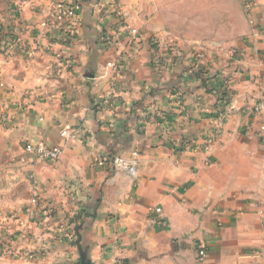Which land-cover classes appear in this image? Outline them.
<instances>
[{
    "label": "crops",
    "instance_id": "1",
    "mask_svg": "<svg viewBox=\"0 0 264 264\" xmlns=\"http://www.w3.org/2000/svg\"><path fill=\"white\" fill-rule=\"evenodd\" d=\"M238 4L230 50L198 60L130 42L118 0H79L70 45L50 0H0V264H197L199 243L264 264V0ZM32 182L52 214L11 236Z\"/></svg>",
    "mask_w": 264,
    "mask_h": 264
},
{
    "label": "rangeland",
    "instance_id": "2",
    "mask_svg": "<svg viewBox=\"0 0 264 264\" xmlns=\"http://www.w3.org/2000/svg\"><path fill=\"white\" fill-rule=\"evenodd\" d=\"M50 1L52 2V0ZM72 1L77 2L79 7V0ZM118 1L123 12L122 26L131 25L138 29L139 33L145 31L149 34L152 42L155 41L158 45L173 48L180 55L191 59L198 55H203L204 59L206 57L217 58L222 51L230 50L232 42L239 35L241 12L238 0ZM18 18L19 14L15 9L12 19ZM2 41L4 38L0 26V43ZM234 55L232 53V56ZM34 190H37V187L32 182L22 214L19 213L17 217L14 215L9 217L13 222H16L15 228H18L17 230H8L11 236H22L26 232L29 233L31 229L27 225L38 226L44 221L43 215L41 220H36L26 212ZM44 210L46 209L44 208ZM24 218L27 221L22 223L21 219Z\"/></svg>",
    "mask_w": 264,
    "mask_h": 264
},
{
    "label": "built area",
    "instance_id": "3",
    "mask_svg": "<svg viewBox=\"0 0 264 264\" xmlns=\"http://www.w3.org/2000/svg\"><path fill=\"white\" fill-rule=\"evenodd\" d=\"M251 4V0H243V7L248 10L249 6ZM78 6L77 2L72 0H52V10H51V17L56 22H63L64 26L62 28L61 33V41L64 42L66 45H70L73 43V41L78 36V25H77V17H78ZM116 18L120 19V14L115 15ZM120 23L122 21H119L117 23L120 28L124 27V32H127L128 40L132 43L136 42L140 38L139 30L133 27L129 26H122ZM123 24V23H122ZM113 35H109L105 32H102L100 36L98 37V41L104 45H110L113 43ZM198 60H204L203 55L197 56ZM193 73V70L190 72ZM224 97H221V96ZM222 95L219 98L220 104H228L229 98L226 92H223ZM173 98L175 99L174 103L175 105L181 109V98L180 95L176 92L172 93ZM99 102H101V105H107V100L104 98H99ZM261 111L260 105H256L253 108L254 113H258ZM154 118L158 120L163 125V128H166L167 124V115L164 112H156L154 114ZM65 133H62V136H64ZM72 137V136H71ZM25 151L33 154L37 159L40 161L45 162H53L57 160V158L61 154V149L57 147H50L46 145L43 142H37V143H28L25 146ZM104 161L100 160L97 162L98 166H104ZM40 197H38L37 190H34L32 193V196L29 200V206L26 208V212L30 217H33L36 220H41V217L43 215L44 219L47 216H51L52 212L51 210H44L40 203ZM154 213L158 214L160 213V209H155ZM65 238L70 239L71 235L66 234ZM208 249L207 246L204 243H199L197 248V264H204L205 260L207 258Z\"/></svg>",
    "mask_w": 264,
    "mask_h": 264
},
{
    "label": "water",
    "instance_id": "4",
    "mask_svg": "<svg viewBox=\"0 0 264 264\" xmlns=\"http://www.w3.org/2000/svg\"><path fill=\"white\" fill-rule=\"evenodd\" d=\"M81 264H84V262L82 261Z\"/></svg>",
    "mask_w": 264,
    "mask_h": 264
},
{
    "label": "trees",
    "instance_id": "5",
    "mask_svg": "<svg viewBox=\"0 0 264 264\" xmlns=\"http://www.w3.org/2000/svg\"><path fill=\"white\" fill-rule=\"evenodd\" d=\"M221 97H224L223 95Z\"/></svg>",
    "mask_w": 264,
    "mask_h": 264
}]
</instances>
